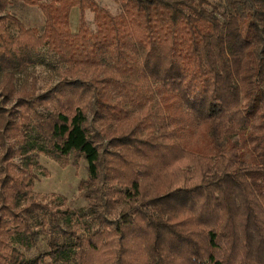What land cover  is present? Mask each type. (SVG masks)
Returning a JSON list of instances; mask_svg holds the SVG:
<instances>
[{"label":"trees","instance_id":"1","mask_svg":"<svg viewBox=\"0 0 264 264\" xmlns=\"http://www.w3.org/2000/svg\"><path fill=\"white\" fill-rule=\"evenodd\" d=\"M21 1L44 22L0 0V264H264V0ZM41 153L86 161L87 210L33 192Z\"/></svg>","mask_w":264,"mask_h":264},{"label":"rangeland","instance_id":"2","mask_svg":"<svg viewBox=\"0 0 264 264\" xmlns=\"http://www.w3.org/2000/svg\"><path fill=\"white\" fill-rule=\"evenodd\" d=\"M97 4L107 9L115 15L119 12V5L116 0H95ZM7 11L14 14L26 27H36L42 29L44 17L37 6L24 4L21 0H11ZM84 18L88 27L95 31L96 25L93 21V13L85 10ZM79 23V9L72 8L70 12V28L76 32ZM36 72L39 78L41 91L46 90L51 85L55 77V71L48 66V61L54 62L55 57L49 54L46 48H41L36 54ZM37 165L34 168L35 178L33 180V192L45 196V200L54 199V206L59 210H87V202L79 189V182L85 179L86 161L75 154H71L66 162L58 160L51 155L41 153L35 159ZM43 234L35 246L30 245L29 249L20 246L19 249L26 258L34 257L39 251L45 249Z\"/></svg>","mask_w":264,"mask_h":264}]
</instances>
